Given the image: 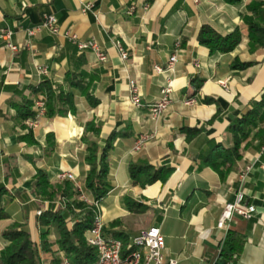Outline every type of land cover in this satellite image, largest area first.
Wrapping results in <instances>:
<instances>
[{
  "label": "crops",
  "instance_id": "obj_1",
  "mask_svg": "<svg viewBox=\"0 0 264 264\" xmlns=\"http://www.w3.org/2000/svg\"><path fill=\"white\" fill-rule=\"evenodd\" d=\"M263 1L242 0L235 6L223 0H0V31L12 30L16 45L30 44V49L15 54L0 46V184L23 198L6 201L9 220L0 223V235L10 222L24 223L28 218L30 236L38 242L34 216L38 209H46V203L31 193L38 169L49 181L58 173H70L85 189L88 167L81 137L84 125L93 122L101 126L100 148L116 134L108 156V192L100 203L103 236L128 243L155 226L164 237L165 257L178 264H222L220 251L227 232L233 231L243 236L244 243L229 264H264L263 145L246 148L224 179L204 165L214 146L232 147L229 127L246 114L250 101L264 94V49L250 50L244 20L250 17L249 8ZM85 4L90 9L82 13ZM130 6L135 7L132 15ZM49 16L61 33L69 31L80 41L94 39L106 61L98 62L91 51L78 52L61 35L41 33L28 39L26 31ZM203 26L222 36L240 29L242 41L230 53L211 54L197 41ZM116 42L127 53L125 61ZM175 43L180 49L174 74H156L154 67L165 68ZM242 63L254 64L232 69ZM40 68L47 69V76L38 73ZM69 72L80 74L85 87L83 93L73 90L75 115L60 105L54 118L41 119L32 131L35 145L20 141L26 131L11 120L15 113L11 103L31 98L30 87L43 80L68 91ZM168 79L171 103L160 119L152 121L148 106L160 100ZM130 81L139 86V108L129 103ZM82 95H90L97 105L91 107ZM185 128L201 133L187 142L181 133ZM48 134L53 136L50 144ZM140 135L149 139L134 152ZM137 163L170 168L172 173L164 184L139 189L128 173L129 165ZM246 168L250 171L244 176ZM238 194L243 196L239 210L253 207L252 218L235 214L225 229H218L224 206L235 202ZM126 200L145 205L146 212H130ZM54 259L63 264L65 258L58 252L44 254L39 264H53Z\"/></svg>",
  "mask_w": 264,
  "mask_h": 264
},
{
  "label": "trees",
  "instance_id": "obj_2",
  "mask_svg": "<svg viewBox=\"0 0 264 264\" xmlns=\"http://www.w3.org/2000/svg\"><path fill=\"white\" fill-rule=\"evenodd\" d=\"M228 5H239L242 0H223ZM263 7V8H262ZM250 17H244L248 31V42L253 52L264 49V1L258 6L249 8ZM197 41L200 46L209 50L211 54H227L238 47L242 41L240 29L222 36L208 26L201 27ZM254 63H242L232 67L233 70H241ZM66 81L68 91L54 86L47 80H43L35 87H30V97L22 98L20 101L11 103L14 115L11 120L19 129L26 133L19 137L20 141L29 145H35L31 130L27 129L26 122L34 120L36 111L35 100H42L45 108L46 119H52L60 105L69 108L72 115H75V95L73 90L83 93L85 87L80 74L67 73ZM91 107L97 102L90 95H82ZM34 98V99H33ZM205 103L210 100H204ZM61 117L64 110L58 111ZM264 94L258 100L249 102V109L240 119H237L230 127L229 133L232 137V147L225 149L220 145L214 146L212 151L205 157L204 165L216 172L221 179H224L233 169L236 162L241 160L242 152L257 144L264 145ZM211 121L208 123L210 124ZM99 124L87 122L84 125V133L81 142L85 145V162L88 173L85 178V189H82L86 196L98 203H101L107 195L109 175L108 156L113 148V141L116 134H111L103 148L98 145L100 136ZM187 142L193 141L200 135L201 130L196 128H185L181 130ZM94 138L95 140L91 139ZM53 140L48 134L46 142ZM130 180L139 189H145L154 183L164 184L172 173V169L155 168L148 164H130L128 167ZM31 193L40 203H47L46 209H38L40 214L34 216V226L38 231V242H34L28 230V218L24 223L10 222L1 232L0 239L3 243L0 249V264H39V259L44 254L57 252L69 262V264H95L97 254L95 249L86 243V236L92 227L95 208L80 199L75 185L69 180L49 181L47 174L37 170L31 185ZM18 199L23 200L19 192L10 193L0 184V223L8 221L6 213V201ZM126 206L130 212L143 214L147 207L140 203L126 200ZM25 213L27 209L25 208ZM54 236V240H51ZM123 247L127 240H121ZM244 243L242 235L228 231L220 251L219 259L222 264L233 263L234 257L241 252ZM56 247V251L53 248ZM53 264H62L54 259Z\"/></svg>",
  "mask_w": 264,
  "mask_h": 264
},
{
  "label": "built area",
  "instance_id": "obj_3",
  "mask_svg": "<svg viewBox=\"0 0 264 264\" xmlns=\"http://www.w3.org/2000/svg\"><path fill=\"white\" fill-rule=\"evenodd\" d=\"M147 8V5H145L143 10H146ZM89 9L90 5L85 4L82 7L81 12L86 13ZM134 11L135 7L130 6L128 14L132 15ZM41 33H47L51 36L61 35L65 40L74 45L78 52L91 51L98 62L103 63L106 61V55L99 49L94 39L80 41L75 34L69 31L61 33L56 20L51 16L43 18L38 25L26 31L28 39L35 38ZM13 35L12 30H1L0 46L14 54L18 53L22 48L30 49L29 43H26L23 47L14 44ZM115 47L120 55V58L125 61L127 59V53L123 50L121 44L116 42ZM179 49L180 44L175 43L173 52L170 55L165 68L162 69L161 67H154L156 74H174L175 65L178 62ZM38 73L45 77L47 76V69L40 68L38 69ZM171 92V81L168 79L166 86L161 90L160 100L157 103L148 106L149 117L152 121H157L166 112L171 103L169 97ZM128 93L130 105L134 108L141 107L139 86L137 83L134 81H130L128 83ZM189 104H191V102H186V105ZM34 107L36 111L35 119L29 120L25 123L27 129L31 131L36 129L39 121L45 117V108L42 100H35ZM148 139L149 137L145 135L138 136L134 142L133 151L139 152ZM262 150L264 151V145ZM249 171L250 168H246L244 176L247 175ZM56 179L71 181L77 188L78 193L80 194V199L88 205H93L95 208L92 227L89 229L86 236V243L95 249L97 254L95 264H178L176 259L165 257L164 237L158 227H150L139 236L131 239L125 247H123L121 241L103 236L100 203L95 202L86 196L82 188L76 184V179L72 174L61 172L56 175ZM242 200V194H238L235 202L228 203L224 206L217 221L218 229H225L226 225L232 221L235 214L241 215L245 220H250L252 218V214L254 213L253 207H248L245 211L239 210V205L242 203ZM36 214L39 215L40 212L38 211ZM63 264H69V262L64 259Z\"/></svg>",
  "mask_w": 264,
  "mask_h": 264
},
{
  "label": "rangeland",
  "instance_id": "obj_4",
  "mask_svg": "<svg viewBox=\"0 0 264 264\" xmlns=\"http://www.w3.org/2000/svg\"><path fill=\"white\" fill-rule=\"evenodd\" d=\"M47 204V203H46ZM48 207V204L46 205V208ZM103 224V223H102ZM102 233H105L104 231V225H102Z\"/></svg>",
  "mask_w": 264,
  "mask_h": 264
}]
</instances>
